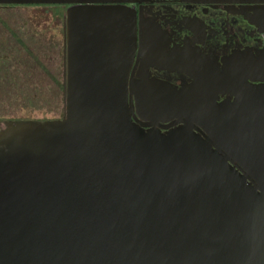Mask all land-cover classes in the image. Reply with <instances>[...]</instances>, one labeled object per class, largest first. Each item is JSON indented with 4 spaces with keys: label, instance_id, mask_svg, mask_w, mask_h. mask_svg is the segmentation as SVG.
<instances>
[{
    "label": "water",
    "instance_id": "obj_1",
    "mask_svg": "<svg viewBox=\"0 0 264 264\" xmlns=\"http://www.w3.org/2000/svg\"><path fill=\"white\" fill-rule=\"evenodd\" d=\"M205 1L252 5L264 33V0ZM133 2L0 0L68 7L63 117L0 131V264H264V86L146 131Z\"/></svg>",
    "mask_w": 264,
    "mask_h": 264
},
{
    "label": "flooded vegetation",
    "instance_id": "obj_2",
    "mask_svg": "<svg viewBox=\"0 0 264 264\" xmlns=\"http://www.w3.org/2000/svg\"><path fill=\"white\" fill-rule=\"evenodd\" d=\"M133 1L130 6L137 15V41L128 99L134 122L146 131L166 133L182 125L177 118L165 115L166 105L177 111L207 109L233 102L244 83L253 88L264 86V33L251 22L252 5L205 0ZM17 48L18 58L9 66L20 75V67L28 65L20 58L35 54L31 55L25 45ZM36 55L40 58V50ZM3 58L7 61L11 57ZM48 59L51 64L52 58ZM32 62L40 69L39 60L32 58ZM9 66L5 65L6 70ZM22 74L30 76L26 71ZM47 78L52 81L50 72ZM9 121L17 120L5 123Z\"/></svg>",
    "mask_w": 264,
    "mask_h": 264
},
{
    "label": "rangeland",
    "instance_id": "obj_3",
    "mask_svg": "<svg viewBox=\"0 0 264 264\" xmlns=\"http://www.w3.org/2000/svg\"><path fill=\"white\" fill-rule=\"evenodd\" d=\"M61 9L0 6V131L6 129L8 120L45 121L63 117L66 8ZM19 44L30 48L35 56L40 50V70L45 67L52 74V81L41 75L39 90L33 89L32 81L26 82L22 74L17 75L15 68L9 66L18 58L14 50ZM5 55L10 60L5 61ZM23 57L19 58L24 60ZM34 91L40 94L37 99L33 97Z\"/></svg>",
    "mask_w": 264,
    "mask_h": 264
},
{
    "label": "trees",
    "instance_id": "obj_4",
    "mask_svg": "<svg viewBox=\"0 0 264 264\" xmlns=\"http://www.w3.org/2000/svg\"><path fill=\"white\" fill-rule=\"evenodd\" d=\"M25 6L45 7V8L46 7H52V8L58 9L59 11H63L61 8H66V6H63V5H25ZM58 17L62 18V15H60V13H58ZM29 53L32 55L31 52H29ZM23 58H24V62H26V64H28V65H22L20 68L23 69L22 70L23 72L24 71L28 72L30 74V76L28 77V74H26L23 77L22 71H18V73L22 74V77L27 79L26 82L32 81L33 89L39 90L41 75H43L42 77L46 78L47 74H49V72L47 71V69H44L45 67L44 68L42 67L44 71L40 70L41 66H40V69H37V67L32 62V58H34L35 61H38L40 59L39 57L32 55L29 58H26V56H24ZM50 75L52 76V74H50ZM34 93H35V91H34ZM39 96H40L39 92H36L33 97H34V99L35 98L37 99Z\"/></svg>",
    "mask_w": 264,
    "mask_h": 264
},
{
    "label": "crops",
    "instance_id": "obj_5",
    "mask_svg": "<svg viewBox=\"0 0 264 264\" xmlns=\"http://www.w3.org/2000/svg\"><path fill=\"white\" fill-rule=\"evenodd\" d=\"M66 12H67V10H66ZM65 16H66V14H65Z\"/></svg>",
    "mask_w": 264,
    "mask_h": 264
}]
</instances>
